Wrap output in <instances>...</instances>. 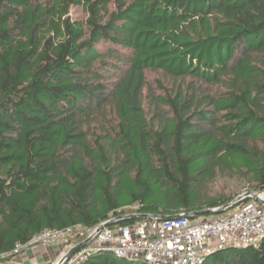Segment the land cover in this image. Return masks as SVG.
I'll list each match as a JSON object with an SVG mask.
<instances>
[{
    "label": "trees",
    "instance_id": "obj_1",
    "mask_svg": "<svg viewBox=\"0 0 264 264\" xmlns=\"http://www.w3.org/2000/svg\"><path fill=\"white\" fill-rule=\"evenodd\" d=\"M236 172L264 189V0H0V253L225 205L201 186ZM201 264H264V238Z\"/></svg>",
    "mask_w": 264,
    "mask_h": 264
},
{
    "label": "built area",
    "instance_id": "obj_2",
    "mask_svg": "<svg viewBox=\"0 0 264 264\" xmlns=\"http://www.w3.org/2000/svg\"><path fill=\"white\" fill-rule=\"evenodd\" d=\"M255 193L264 200V189ZM185 214L112 226L104 225L103 221L91 228L73 224L45 229L24 243H17L14 249L0 253V264H6V260L35 244L57 245L63 241L68 242L67 251L79 243L85 244L62 263L58 259L52 264H77L99 250H110L118 257L146 264H201L211 251L232 245H257L264 238V202L256 198L220 214L195 217Z\"/></svg>",
    "mask_w": 264,
    "mask_h": 264
},
{
    "label": "rangeland",
    "instance_id": "obj_3",
    "mask_svg": "<svg viewBox=\"0 0 264 264\" xmlns=\"http://www.w3.org/2000/svg\"><path fill=\"white\" fill-rule=\"evenodd\" d=\"M72 13L74 16H77V17H82L85 15V12H83L80 7H74L72 9ZM149 76L151 77V79H155V78L159 77V72L152 71L149 73ZM245 183H246V180L243 177H241L239 175V173H237V172L234 174L218 173L216 178L208 179L201 186V190H202V193L205 192L208 196H215V195H218V193H226V194L231 193L232 196L236 197L237 195L244 194L247 191H254L250 187L246 188L247 186H243V185H245ZM135 205L138 207L139 203H136ZM135 205H131L133 207L129 206V207L125 208L126 211L120 215L130 214V213H139L140 211L136 210L137 207ZM112 218H115V215H112ZM59 244H61V242ZM67 244H68V242L63 241L64 252L62 255H64L66 253L65 251H67V248H65Z\"/></svg>",
    "mask_w": 264,
    "mask_h": 264
},
{
    "label": "water",
    "instance_id": "obj_4",
    "mask_svg": "<svg viewBox=\"0 0 264 264\" xmlns=\"http://www.w3.org/2000/svg\"><path fill=\"white\" fill-rule=\"evenodd\" d=\"M251 198H256L260 202H264V200H262L261 198H259L256 195L255 191H247L244 194H239L238 196H236L234 199H232L230 202H228L225 205H221V206H218V207H215L212 209H204V210L195 211L192 213H186L185 216L195 217L199 214H210V213L220 214V213H224V212H227L228 210L235 208L242 201H245V200H248ZM149 217H151V218L156 217L158 219H165V218H169L170 216L169 215L147 213V212L130 213V214H124V215H120V216L115 217V218L108 219L107 221H105L104 225H112V224L120 223L123 220H128V219L149 218ZM101 227H102V225L98 227L97 231H100ZM84 244L85 243L83 242V243H79V244L71 247L64 255L61 256L60 262L61 261L63 262L65 259L69 258L75 251H77Z\"/></svg>",
    "mask_w": 264,
    "mask_h": 264
},
{
    "label": "crops",
    "instance_id": "obj_5",
    "mask_svg": "<svg viewBox=\"0 0 264 264\" xmlns=\"http://www.w3.org/2000/svg\"><path fill=\"white\" fill-rule=\"evenodd\" d=\"M211 214H199L197 216L211 215ZM140 219L143 218H137V220ZM63 252H64L63 244H58V245L35 244L30 248H26L24 251L12 257L11 259L6 260L7 261L6 264H52L61 258Z\"/></svg>",
    "mask_w": 264,
    "mask_h": 264
}]
</instances>
